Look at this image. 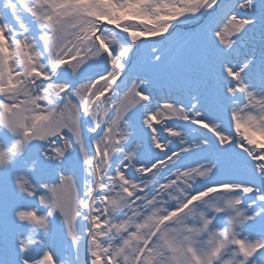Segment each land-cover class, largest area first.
Masks as SVG:
<instances>
[{"label":"snow or ice","instance_id":"snow-or-ice-1","mask_svg":"<svg viewBox=\"0 0 264 264\" xmlns=\"http://www.w3.org/2000/svg\"><path fill=\"white\" fill-rule=\"evenodd\" d=\"M0 264H264V0H0Z\"/></svg>","mask_w":264,"mask_h":264}]
</instances>
